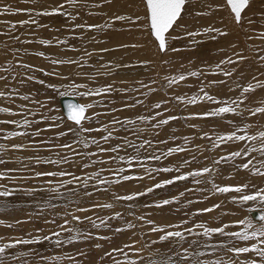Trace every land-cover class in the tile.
I'll list each match as a JSON object with an SVG mask.
<instances>
[{
  "label": "rangeland",
  "instance_id": "374dc122",
  "mask_svg": "<svg viewBox=\"0 0 264 264\" xmlns=\"http://www.w3.org/2000/svg\"><path fill=\"white\" fill-rule=\"evenodd\" d=\"M106 1L118 10L135 3ZM141 1L131 18L142 29L119 14L125 26L101 31L104 43L64 47L81 51L66 60L35 47L31 15L9 22L32 26L22 35L33 46L21 51L31 61H0L14 78L0 89L8 136L0 140V264H264V220L249 216L264 213V0H245L237 22L224 0H183L162 53ZM62 2L47 13L76 10L75 0ZM49 63L52 97L13 86L26 79L44 90L19 66L41 72ZM62 96L86 108L80 125L63 117ZM27 193L31 201L7 200Z\"/></svg>",
  "mask_w": 264,
  "mask_h": 264
},
{
  "label": "bare ground",
  "instance_id": "6f19581e",
  "mask_svg": "<svg viewBox=\"0 0 264 264\" xmlns=\"http://www.w3.org/2000/svg\"><path fill=\"white\" fill-rule=\"evenodd\" d=\"M2 1H5L4 4ZM42 1V0H41ZM53 0H51V3L50 4H47V3H44V7L43 8H38V6L34 3H36L35 0H0V20H4V21H7L8 23L6 24H0L1 27H6L7 30H4V31H7L6 34H0V43H1V50H0V61H12L15 62V61H31L28 57H26L21 51H23V48L24 47H31L33 45L29 44L30 40L27 38V36L25 35H22V34H26L27 33V30H30V28L32 27H29L28 28H24V25L22 24L21 26L18 24H9V22H13V23H16L18 22L20 19L22 20L24 18V16H30L31 19H33V21L36 23V26H37V29L41 28L42 29V25H39L38 26V23H40L42 20H44L45 23H49L51 27L50 30H44V26H43V29L42 30H39L31 37L33 39H36L38 41V43L40 44H34L36 45L35 47H38L40 48L41 50V53L44 52V51H48L47 50V47H52L53 48V51L57 54H60L62 57L61 58H58L57 60H61L63 59L65 56V60L67 58H70V56L72 55L73 56H77V54L81 53V51H77V52H67V51H63V48L64 47H68V45H73V47H76L77 44H83V43H88L91 41V39L94 41L95 44H100L101 42H103V39H101V37H99L100 35H98L101 31H105V29H109V28H113L114 26H120L124 25V21L122 22L121 19L118 17L119 14H122L123 17H125V21L128 23L129 26L133 27V31H135V29L138 31L139 28L142 29V24H141V27H140V21L138 22L137 19L135 18H131V17H137V14H136V7L138 6V3H137V0H133L135 1L136 5H132V6H129V8H125V9H122V10H118L116 8H111V3H109L108 1L106 0H75V6L76 7V10L74 11V9L72 10L71 8L73 7H70L68 8V4H63L61 7L60 5V8L56 11H53V12H50V13H47V11H50V10H46L48 7H51L53 9H55L56 7H58L59 4H53L52 3ZM54 1H57V0H54ZM63 2L65 0H62ZM116 1V0H115ZM123 1V0H122ZM121 1V2H122ZM141 1V0H140ZM218 1V0H217ZM62 2V3H63ZM142 2V1H141ZM37 4V3H36ZM82 4H85V7H81L80 5ZM142 4V3H141ZM11 5H14L16 6V8H13L11 7ZM67 5V6H65ZM124 5V4H123ZM128 5V4H127ZM3 6V7H1ZM140 6V5H139ZM9 9H7V8ZM142 7H143V4H142ZM141 8V7H140ZM52 9V10H53ZM111 9V10H110ZM143 9V8H142ZM78 11L80 12L78 14ZM143 11V10H142ZM75 12V18H71L72 14ZM141 12V11H140ZM143 13V12H142ZM33 14V15H32ZM240 15V14H239ZM144 17V16H143ZM239 17V16H238ZM220 17H218L217 21L219 22V19ZM29 19V18H28ZM142 20V19H141ZM28 21V20H27ZM216 22V19L214 20ZM26 22V21H24ZM29 22V21H28ZM21 23V22H20ZM44 23V24H45ZM26 24V23H25ZM30 24V22H29ZM48 24V25H49ZM32 25L33 22H32ZM76 25H80L81 27H88L89 30L82 32L81 33V39L78 37V39L76 37H67L66 35H64V33L67 31V30H70L72 29V26H76ZM254 25H256L254 23ZM35 26V25H34ZM145 27V25H144ZM223 29V26H221ZM33 28V27H32ZM36 28V27H34ZM48 28V27H47ZM119 28V27H118ZM211 28V27H210ZM220 28V27H219ZM80 29V28H79ZM115 28H113L114 30ZM128 29V28H127ZM145 29V28H144ZM217 29V28H216ZM215 29V30H216ZM112 30V29H111ZM124 30V29H122ZM147 30V28H146ZM1 31H3L1 29ZM35 31V30H34ZM73 31V30H72ZM89 31V32H88ZM110 31V30H109ZM107 31V32H109ZM116 31V30H115ZM119 31V30H118ZM141 32V35L138 36V37H141V41H142V38L144 41H146L144 44L141 43L143 45V48H145L146 46V43H147V40L146 38L144 37L143 35V32L142 30H140ZM217 31V30H216ZM81 32V31H80ZM124 32V31H123ZM126 32V31H125ZM129 33V31H127ZM132 32V30H131ZM149 32V30L147 31ZM116 33V32H115ZM138 32V34H140ZM145 33V32H144ZM103 34V33H102ZM110 34H113V33H110ZM137 34V35H138ZM207 34V33H206ZM218 34V33H217ZM89 35V37H88ZM114 35V34H113ZM113 35H110V38H113L114 39V36ZM116 35V34H115ZM119 35V33L117 34ZM129 35V34H128ZM132 35V33H131ZM165 35V34H164ZM105 36V35H104ZM108 36V34H107ZM147 36V35H146ZM122 37V36H121ZM130 37V36H129ZM134 37V36H133ZM137 37V38H138ZM73 40H72V39ZM117 38V37H116ZM115 38V39H116ZM125 38V37H124ZM216 38V37H215ZM23 39V40H21ZM71 39V40H70ZM114 39V40H115ZM118 39V38H117ZM149 39V38H147ZM220 39V38H219ZM225 39V38H224ZM34 40V41H36ZM121 40V39H119ZM118 40V41H119ZM136 40V39H135ZM134 40V42H135ZM28 41V42H26ZM67 44H66V42ZM70 41V42H69ZM112 41V40H111ZM122 41V40H121ZM140 41V39H139ZM149 41V40H148ZM166 41V40H165ZM164 41V42H165ZM63 42V43H62ZM109 42V41H108ZM107 42V43H108ZM117 42V40H116ZM114 42V43H116ZM217 42V41H216ZM104 43V42H103ZM25 44H28V45H25ZM67 46H66V45ZM92 44V43H91ZM129 44V43H128ZM140 44V43H139ZM140 44V45H141ZM148 44V43H147ZM150 44V43H149ZM168 44V43H167ZM125 45V43H124ZM131 45V44H130ZM139 45V46H140ZM141 45V46H142ZM127 46V45H126ZM135 46V45H134ZM169 44L167 45V48H168ZM88 47V46H87ZM85 46V48H87ZM122 47V45H121ZM136 47V46H135ZM138 47V45H137ZM147 47V46H146ZM88 49V48H87ZM92 49V48H91ZM148 49V47L146 48ZM142 50V49H141ZM57 51V52H56ZM125 51V50H124ZM178 51V50H177ZM50 53V51H48ZM142 53V51L140 52ZM144 53V52H143ZM138 54V53H137ZM100 55V54H99ZM103 55V54H102ZM105 55V54H104ZM140 55V54H139ZM138 55V56H139ZM80 56V55H79ZM88 56V55H87ZM86 57V56H85ZM93 57V56H92ZM94 58V57H93ZM41 61H48V60H43L42 58H40ZM64 60V61H65ZM56 61V60H54ZM53 61V62H54ZM48 63V62H47ZM88 63V62H87ZM5 65V64H4ZM21 65V64H20ZM27 65H30L32 67H35L33 65H31V63H28ZM26 64H23V67L22 66H19L22 68H24L23 70H20L22 71V75L24 76V72L26 74H33L34 75V78L33 80H35L36 82H44L46 83L47 81H49V79L47 78L48 76H46V72H48L50 69H52V64L49 63V65L47 66V68L45 70H41V72H33L32 69H30ZM10 65H7V67H9ZM38 66V65H37ZM18 67V68H19ZM37 68V67H35ZM39 68V67H38ZM20 69V68H19ZM91 69V68H90ZM13 69L12 67H9V70H6L5 67L1 68L0 69V89H3L4 87L2 86L3 84L7 83L11 78H12V72ZM19 71V72H20ZM15 73V72H14ZM21 74V73H20ZM6 75V77L3 78V76ZM31 76V75H29ZM14 79V78H12ZM25 79L24 81L22 82H19L21 83V85H18V83H16L14 85V82H13V86L16 88V89H19L22 91V89L27 85L35 88L36 89H39L40 92L43 94V96H47V97H52V93L53 92H49V88L50 86L46 83V87L44 88V90L41 89V86H36V85H31L29 81H27ZM29 82V83H28ZM32 82V81H31ZM11 83V82H9ZM39 83V84H40ZM7 85V84H6ZM12 86V85H11ZM43 87V86H42ZM49 87V88H48ZM27 92H30V90L32 89H29L28 86H27V89L24 88ZM11 90V89H10ZM38 90V92H39ZM148 90V89H147ZM151 90V89H150ZM153 91V90H152ZM68 92V91H67ZM78 92V91H76ZM3 95H4V99L6 98L5 96H8L9 95V91L5 88V90L2 91ZM70 93H75V90H72ZM156 93V92H155ZM14 95H16L15 97L18 98L17 100H20V96L17 97V93L16 91H14L13 93ZM40 94V93H39ZM13 95V96H14ZM36 95V94H35ZM40 96V95H39ZM152 96V95H151ZM12 97V96H10ZM29 97V96H28ZM34 97L33 95H31L29 98H32ZM62 97H71V96H62ZM13 98V97H12ZM60 98V97H59ZM74 98V97H72ZM23 99V98H22ZM76 99V98H74ZM6 100V99H5ZM77 100V99H76ZM1 101V100H0ZM9 101V100H8ZM77 103L82 107L84 108L85 110V113L82 117V119L80 120L79 123H74L75 125H80L86 115V108L83 107L77 100ZM47 113V112H46ZM0 115H2L0 113ZM4 116V115H3ZM2 116V117H3ZM56 116V115H55ZM5 117V116H4ZM8 117V116H7ZM49 117H50V114H49ZM24 118V117H23ZM7 119V118H6ZM50 119H52V116L50 117ZM56 119L58 120V118L56 117ZM6 122V121H5ZM8 122V121H7ZM58 121H56L55 123H51V121H49V126L50 128L52 129H55V124L57 123ZM71 122V121H69ZM73 123V122H71ZM5 124V123H4ZM47 124V123H46ZM59 124V123H58ZM57 124V125H58ZM61 124V123H60ZM13 125V124H12ZM53 125H55L53 127ZM63 125V124H62ZM61 125V126H62ZM5 126V125H4ZM4 126H1L0 125V129H1V133H0V140L3 141V140H6L8 138V136L6 137L5 133H6V129L4 128ZM15 127V126H14ZM57 128V127H56ZM63 128V127H62ZM61 128V129H62ZM59 129V128H58ZM66 129V128H64ZM60 130V129H59ZM57 131V130H56ZM24 132V130H23ZM69 132V131H68ZM71 132V131H70ZM74 133V132H73ZM73 133H71L73 135ZM68 134V133H67ZM61 135V134H60ZM63 135V134H62ZM54 136V135H53ZM4 137V138H3ZM64 137V136H63ZM68 137V136H66ZM72 138V136H71ZM73 138H75L73 136ZM69 139V138H68ZM71 140V139H70ZM7 141V140H6ZM14 141H17V140H14ZM62 141H64V139H62ZM66 141H67V138H66ZM73 141V140H72ZM70 142V141H69ZM9 143V142H8ZM17 144V142L13 143V145ZM12 147V146H11ZM8 154V153H6ZM13 155V154H12ZM15 155V154H14ZM124 169V168H123ZM116 173V172H115ZM118 175V174H117ZM126 175V174H124ZM129 175V174H127ZM119 176V175H118ZM87 179V178H86ZM54 181V180H53ZM8 183V182H7ZM67 183V182H66ZM128 185V184H127ZM127 185H124L125 187ZM35 186V185H34ZM123 189V188H122ZM126 189V188H125ZM53 190V189H52ZM51 191V190H50ZM55 191V189H54ZM42 192V191H41ZM40 192V193H41ZM56 192V191H55ZM67 194V193H66ZM69 194V193H68ZM73 194V193H72ZM41 195V194H40ZM35 195H33L32 193H27V194H20L19 197H17L18 199H15L14 200V197L13 196H8L7 197V200L9 201H13V202H17V201H31ZM2 198V197H1ZM22 198V199H21ZM24 203V202H23ZM259 216H260V219L258 220H255L253 219V221H256V222H260L261 220H264V213H260L259 211H256L254 210ZM252 212V211H251ZM249 212V216L250 213ZM250 218V217H249ZM222 234V233H221ZM213 239V238H212ZM155 257V255H154ZM157 257V256H156ZM166 259H169V258H166ZM160 261H161V257H160Z\"/></svg>",
  "mask_w": 264,
  "mask_h": 264
},
{
  "label": "water",
  "instance_id": "95a60500",
  "mask_svg": "<svg viewBox=\"0 0 264 264\" xmlns=\"http://www.w3.org/2000/svg\"><path fill=\"white\" fill-rule=\"evenodd\" d=\"M146 8L147 25L151 37L157 44L158 51L162 53L165 49L164 34L170 29L174 21L178 18L183 0H142ZM228 10L233 14L234 20L238 21V16L246 6L245 0H224ZM60 111L65 119L73 123H79L85 110L72 97L58 98ZM251 217L255 220L260 216L252 211Z\"/></svg>",
  "mask_w": 264,
  "mask_h": 264
},
{
  "label": "crops",
  "instance_id": "0c3cea01",
  "mask_svg": "<svg viewBox=\"0 0 264 264\" xmlns=\"http://www.w3.org/2000/svg\"><path fill=\"white\" fill-rule=\"evenodd\" d=\"M206 82H208V81H206ZM210 86H211V84H209ZM217 102V101H216ZM217 104V103H216ZM218 104H220L219 102H218ZM261 105H263V104H261ZM260 105V106H261ZM223 109H227V108H223ZM247 109V108H246ZM263 110H264V108H262ZM210 113V112H209ZM237 120H239V117L237 118ZM234 122V121H233ZM239 131V133L240 134H238V135H240V136H242L243 138H242V140H240V142H243V141H248L246 144L247 145H249V144H253V137H252V134H246L245 136H247V139H245V136H244V134H242L241 133V131L240 130H238ZM248 138H250V139H248ZM240 145H242V143H240Z\"/></svg>",
  "mask_w": 264,
  "mask_h": 264
}]
</instances>
